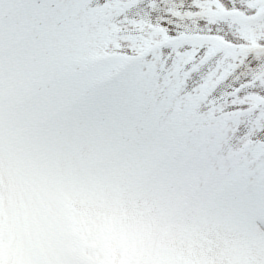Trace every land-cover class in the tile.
I'll return each instance as SVG.
<instances>
[{"label": "snow or ice", "instance_id": "snow-or-ice-1", "mask_svg": "<svg viewBox=\"0 0 264 264\" xmlns=\"http://www.w3.org/2000/svg\"><path fill=\"white\" fill-rule=\"evenodd\" d=\"M166 3L0 0V264H264V0Z\"/></svg>", "mask_w": 264, "mask_h": 264}, {"label": "rangeland", "instance_id": "rangeland-1", "mask_svg": "<svg viewBox=\"0 0 264 264\" xmlns=\"http://www.w3.org/2000/svg\"><path fill=\"white\" fill-rule=\"evenodd\" d=\"M179 3H180V0H174V2H173V0H167V3L164 5V8L174 9V8L179 6ZM213 6L217 9V13H219V14H223L224 13V9H225L226 6L220 5L219 3H217V4L213 5ZM164 8H161L159 12L153 13L152 14L153 19H155V17L157 15H162L163 12H164ZM205 11H207V8L205 9ZM172 18L176 19L175 16H173ZM182 23L187 24L190 30H193V31L196 30L195 19H192V20L185 19V20L182 21ZM200 23L203 24L204 20L201 19ZM255 166L256 165L254 164L253 167H255ZM257 223L260 224L261 227H264V223H262L261 221H257Z\"/></svg>", "mask_w": 264, "mask_h": 264}]
</instances>
